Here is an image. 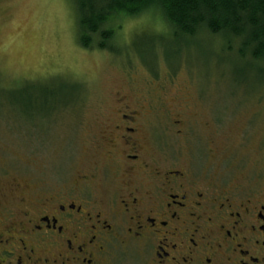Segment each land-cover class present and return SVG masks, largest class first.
<instances>
[{"label":"flooded vegetation","instance_id":"af4514ba","mask_svg":"<svg viewBox=\"0 0 264 264\" xmlns=\"http://www.w3.org/2000/svg\"><path fill=\"white\" fill-rule=\"evenodd\" d=\"M145 99H114L71 181L0 170V264H264V157L222 171L211 119L186 114L188 98Z\"/></svg>","mask_w":264,"mask_h":264},{"label":"rangeland","instance_id":"374dc122","mask_svg":"<svg viewBox=\"0 0 264 264\" xmlns=\"http://www.w3.org/2000/svg\"><path fill=\"white\" fill-rule=\"evenodd\" d=\"M114 26L112 51L84 49L68 0H0V170L29 185L71 181L91 168L118 96L144 106L145 98L176 97V110L188 98L186 114L212 120L213 165L222 171L225 160L238 171L263 159V63L241 56L236 40L176 34L158 12ZM187 118L189 128L198 123ZM190 139L202 154L203 133Z\"/></svg>","mask_w":264,"mask_h":264},{"label":"trees","instance_id":"16d2710c","mask_svg":"<svg viewBox=\"0 0 264 264\" xmlns=\"http://www.w3.org/2000/svg\"><path fill=\"white\" fill-rule=\"evenodd\" d=\"M76 17L77 42L84 49L112 51L125 18L158 12L179 35L206 31L239 43V54L264 64V0H68Z\"/></svg>","mask_w":264,"mask_h":264}]
</instances>
